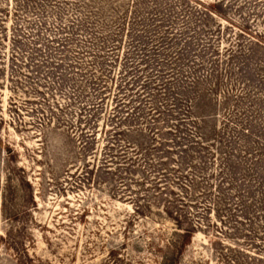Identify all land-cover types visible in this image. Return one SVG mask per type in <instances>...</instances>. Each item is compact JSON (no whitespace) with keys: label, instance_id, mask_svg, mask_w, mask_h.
<instances>
[{"label":"rangeland","instance_id":"rangeland-1","mask_svg":"<svg viewBox=\"0 0 264 264\" xmlns=\"http://www.w3.org/2000/svg\"><path fill=\"white\" fill-rule=\"evenodd\" d=\"M0 264H264V0H0Z\"/></svg>","mask_w":264,"mask_h":264},{"label":"trees","instance_id":"trees-1","mask_svg":"<svg viewBox=\"0 0 264 264\" xmlns=\"http://www.w3.org/2000/svg\"><path fill=\"white\" fill-rule=\"evenodd\" d=\"M190 229H194V228H190ZM191 236H192V231L189 230V229H185V230L183 231V236H182V243H181V245H184V244H188V243H190Z\"/></svg>","mask_w":264,"mask_h":264}]
</instances>
